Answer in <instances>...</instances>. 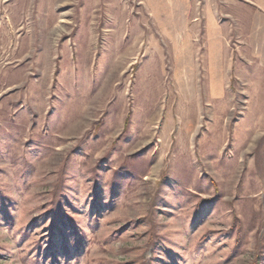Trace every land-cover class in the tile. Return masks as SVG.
<instances>
[{
	"label": "rangeland",
	"instance_id": "374dc122",
	"mask_svg": "<svg viewBox=\"0 0 264 264\" xmlns=\"http://www.w3.org/2000/svg\"><path fill=\"white\" fill-rule=\"evenodd\" d=\"M0 264H264V0H0Z\"/></svg>",
	"mask_w": 264,
	"mask_h": 264
}]
</instances>
